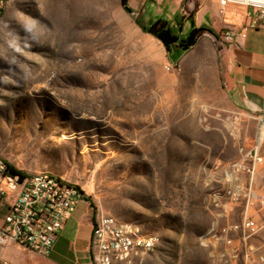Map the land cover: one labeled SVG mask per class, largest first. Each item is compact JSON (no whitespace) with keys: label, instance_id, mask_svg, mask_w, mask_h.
<instances>
[{"label":"rangeland","instance_id":"374dc122","mask_svg":"<svg viewBox=\"0 0 264 264\" xmlns=\"http://www.w3.org/2000/svg\"><path fill=\"white\" fill-rule=\"evenodd\" d=\"M66 5L9 0L0 17V158L63 178L94 216L158 234L143 264H207L197 237L209 224L208 180L242 138L251 145L258 114L236 112L241 135H231L213 75L166 68L174 51L136 23L159 16L156 5Z\"/></svg>","mask_w":264,"mask_h":264},{"label":"built area","instance_id":"2783aa9c","mask_svg":"<svg viewBox=\"0 0 264 264\" xmlns=\"http://www.w3.org/2000/svg\"><path fill=\"white\" fill-rule=\"evenodd\" d=\"M7 2L0 0V17ZM237 9L244 12L245 22L240 29L226 27L221 33L224 42L244 38L246 28H264V0H218L220 14ZM166 68L180 70L171 63ZM224 121L227 131L240 138L237 114ZM256 125L251 145L242 138L236 157L216 162L208 180L204 208L209 224L197 237L207 264H264V114H258ZM205 128L216 130L209 123ZM0 198L10 199L0 224V244L14 243L40 255L51 251L66 219L83 199L77 187L56 175L10 174L1 158ZM160 244L158 234L140 233L132 223L99 214L93 218L88 259L90 264H143Z\"/></svg>","mask_w":264,"mask_h":264},{"label":"crops","instance_id":"0c3cea01","mask_svg":"<svg viewBox=\"0 0 264 264\" xmlns=\"http://www.w3.org/2000/svg\"><path fill=\"white\" fill-rule=\"evenodd\" d=\"M67 8H86V0H62ZM183 0H129L128 6L133 9L138 4L146 6L156 5L160 15L148 19L162 18L174 25L176 16L183 17V29L188 31L187 15L192 13L195 26H203L213 31H204L195 44L187 51L172 46L176 60H168L171 64L182 66H201L203 75L212 74V86L217 93L216 106L229 113L246 111L255 114H264V28H246L245 37L237 38L236 43L224 42L222 31L233 26L240 29L245 22L243 11L220 14L218 0H203L194 5ZM9 0L6 7L8 6ZM80 3V5H79ZM70 4L71 6H69ZM4 8V10L6 9ZM4 12V11H3ZM3 14V13H2ZM146 20L145 22H147ZM189 52L185 55L181 52ZM167 52V51H166ZM170 52H167L169 56ZM10 199L0 198V224L7 211ZM93 210L90 203L83 198L78 201L66 219L62 229L57 234L51 251L47 255H40L26 250L14 243L0 244V263L11 264H90L88 259L89 243L93 228Z\"/></svg>","mask_w":264,"mask_h":264},{"label":"trees","instance_id":"16d2710c","mask_svg":"<svg viewBox=\"0 0 264 264\" xmlns=\"http://www.w3.org/2000/svg\"><path fill=\"white\" fill-rule=\"evenodd\" d=\"M128 1L129 0H120V4L125 7L127 6ZM182 18V16H176L174 25H172L168 20L162 18L148 20L145 23L141 20H136V23L142 29V31L149 33L157 40H159L167 52H170L171 47L174 45L182 51H187L195 44L197 38L204 31L213 33V31L209 28H205L203 26L196 27L192 18V13H189L187 15V19L190 25L189 29L186 32L185 36H181V32L183 29ZM5 164L8 173L12 175H18L20 178L26 177L25 173L17 170L8 163Z\"/></svg>","mask_w":264,"mask_h":264},{"label":"water","instance_id":"95a60500","mask_svg":"<svg viewBox=\"0 0 264 264\" xmlns=\"http://www.w3.org/2000/svg\"><path fill=\"white\" fill-rule=\"evenodd\" d=\"M124 9H125L127 12H131V9H130V7H129L128 5L125 6Z\"/></svg>","mask_w":264,"mask_h":264}]
</instances>
